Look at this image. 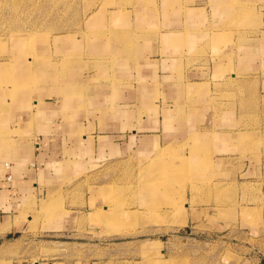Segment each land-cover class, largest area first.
<instances>
[{"label":"rangeland","instance_id":"1","mask_svg":"<svg viewBox=\"0 0 264 264\" xmlns=\"http://www.w3.org/2000/svg\"><path fill=\"white\" fill-rule=\"evenodd\" d=\"M1 92L99 146L0 264H264V0H0Z\"/></svg>","mask_w":264,"mask_h":264},{"label":"crops","instance_id":"2","mask_svg":"<svg viewBox=\"0 0 264 264\" xmlns=\"http://www.w3.org/2000/svg\"><path fill=\"white\" fill-rule=\"evenodd\" d=\"M13 99L0 93V245L4 247L27 226L21 211L61 193L63 179L88 167L95 159V145L99 146L90 135L79 136L76 123L61 120L63 97ZM105 137L107 151H120L123 143ZM105 152L101 150L100 156Z\"/></svg>","mask_w":264,"mask_h":264},{"label":"bare ground","instance_id":"3","mask_svg":"<svg viewBox=\"0 0 264 264\" xmlns=\"http://www.w3.org/2000/svg\"><path fill=\"white\" fill-rule=\"evenodd\" d=\"M201 158H203V157H201ZM201 158H200V159H201ZM203 160H205V159H203ZM203 160H202V161H203ZM198 161H200V160L198 159ZM202 161H201V162H202ZM184 168H185V167H184ZM183 170H184V169H183ZM170 171H171V173H175V175H176V173L178 174L181 170L178 172V168H172V169H170ZM168 172H169V170L167 171V173H168ZM171 173H170V174H171ZM170 174H169V176H170ZM169 176H168V177H169ZM172 176H173V175H171L170 177H172ZM172 178H173V177H172Z\"/></svg>","mask_w":264,"mask_h":264}]
</instances>
